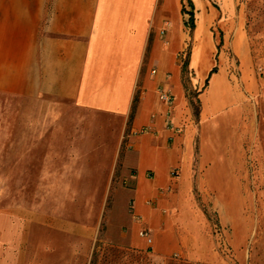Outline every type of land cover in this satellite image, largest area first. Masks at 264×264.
I'll return each mask as SVG.
<instances>
[{
  "label": "crops",
  "instance_id": "crops-1",
  "mask_svg": "<svg viewBox=\"0 0 264 264\" xmlns=\"http://www.w3.org/2000/svg\"><path fill=\"white\" fill-rule=\"evenodd\" d=\"M165 2L0 0V150L10 155L0 176V264H80L71 251L84 253L100 224L125 139L118 184L133 216L108 231L122 224L121 246L141 250L140 230L165 229L151 202L161 200L169 172L184 168L174 130L190 120L181 117L180 67L170 50L155 49ZM244 78L264 118V78ZM159 88L170 91L171 106L158 100Z\"/></svg>",
  "mask_w": 264,
  "mask_h": 264
},
{
  "label": "rangeland",
  "instance_id": "rangeland-1",
  "mask_svg": "<svg viewBox=\"0 0 264 264\" xmlns=\"http://www.w3.org/2000/svg\"><path fill=\"white\" fill-rule=\"evenodd\" d=\"M191 1L195 16L192 35L184 25L189 17L181 13L182 0H166L157 21L160 40L156 52L161 56L170 50L172 66L180 67L190 47L187 85L192 92L203 91L200 123L195 122L184 91L181 117L188 112L190 120L182 119L174 134L186 163L182 170L169 172L161 200L151 202L161 212L165 229L140 230L139 237L145 242L141 250L121 246L126 233L122 224L108 231L112 221L133 216V202L128 194L119 193L118 184L125 139L100 224L94 236H88L84 253L71 251L72 258L81 259L80 264H264V118L256 117L244 78L246 74L264 78V0ZM184 5L190 11L186 0ZM199 26L210 57L197 70L192 60L200 42ZM220 38L223 43L218 50ZM152 44L153 35L150 50ZM150 50L148 58L153 55ZM166 68L172 70L169 65ZM213 68L216 72L204 89ZM161 72L153 66L151 76ZM170 79L172 83L174 71ZM213 82L226 86L229 101L210 111L202 98ZM161 91L159 88L158 93ZM8 108L13 112V105L9 103ZM204 111L207 118H202ZM6 124L0 115V131L7 130ZM150 132L145 129L138 135ZM174 141L172 136L168 148L174 147ZM9 156L4 148L0 150V176ZM133 177H137L135 170L121 188L133 189ZM147 178L152 180V175L147 173Z\"/></svg>",
  "mask_w": 264,
  "mask_h": 264
},
{
  "label": "trees",
  "instance_id": "trees-1",
  "mask_svg": "<svg viewBox=\"0 0 264 264\" xmlns=\"http://www.w3.org/2000/svg\"><path fill=\"white\" fill-rule=\"evenodd\" d=\"M188 3V6L190 7V11H187L184 5V0H182V9H181V13L184 16H188V20L185 21L184 25L188 28H190V35L193 34L194 30H195V16H194V5L192 3L191 0H186ZM223 40L222 38H220V43L217 47V49L219 50L220 47L222 46ZM190 57H191V51H190V47L188 48V51L182 61V64L180 66V74H181V83L183 86V89L186 93L187 99H188V103L191 107L192 110V114L194 117V120L196 123H199L200 120V115H201V102L199 99V96L202 94L203 91H190L188 85H187V79L189 74H191V70H190ZM216 72V68H213L209 75L208 78L206 80L205 83V87L204 89L207 87V84L210 80V78L212 77V75ZM137 104V98L134 100V109L135 106ZM132 117H130L131 120Z\"/></svg>",
  "mask_w": 264,
  "mask_h": 264
},
{
  "label": "bare ground",
  "instance_id": "bare-ground-1",
  "mask_svg": "<svg viewBox=\"0 0 264 264\" xmlns=\"http://www.w3.org/2000/svg\"><path fill=\"white\" fill-rule=\"evenodd\" d=\"M201 30L202 27L199 26L197 35L200 42L194 52L192 60V65L197 70L202 68L208 62L210 57L205 42L201 40ZM227 99L228 96L225 85L222 84V86H219L217 83L213 82L208 94L202 98V102L205 108L208 107L210 111H214L220 106L224 105L227 102ZM205 111L203 113L204 118L206 117Z\"/></svg>",
  "mask_w": 264,
  "mask_h": 264
},
{
  "label": "built area",
  "instance_id": "built-area-1",
  "mask_svg": "<svg viewBox=\"0 0 264 264\" xmlns=\"http://www.w3.org/2000/svg\"><path fill=\"white\" fill-rule=\"evenodd\" d=\"M158 94L161 102L167 105L171 104L173 98L169 91H161ZM141 236H145L144 233H141ZM148 240L150 243L152 242V239L150 237H148Z\"/></svg>",
  "mask_w": 264,
  "mask_h": 264
}]
</instances>
